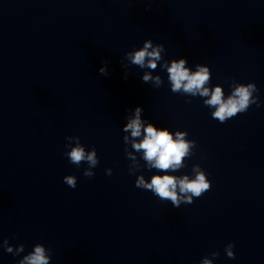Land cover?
<instances>
[{"label": "clouds", "instance_id": "1", "mask_svg": "<svg viewBox=\"0 0 264 264\" xmlns=\"http://www.w3.org/2000/svg\"><path fill=\"white\" fill-rule=\"evenodd\" d=\"M164 52L163 44H154L151 39L145 40L142 47L125 54L124 59L128 61V64L124 67L135 65L141 69H149L143 73L142 81L159 88L163 84L162 77L160 75L153 76L152 71L157 69L160 61H163L160 67L167 71L171 91L203 98L204 105L214 109L211 112L212 118L220 123H225L237 114L246 112L253 104H256L257 107L260 106L258 97L254 95L258 92L254 82L245 84L233 80L230 85L231 92L225 96L224 89L220 84L209 87L211 71L207 65L196 64L195 71H192L186 66L188 64L186 58L172 59L169 62L164 60L162 55ZM99 73L108 75L107 63L100 67ZM124 78L127 79V72H125ZM142 110V107L137 106L134 114L126 117L127 122L123 126L125 154L130 161L129 173L135 174L141 168L137 158V154H140V158L145 162L144 167L149 170L156 169L157 174H153L150 180L145 179L142 174L139 175L135 186L151 191L162 201H170L175 208H179L182 203H193L194 198H200L211 189V181L208 179L207 173L199 164L193 165V175L191 176L170 173L186 167L185 160L193 155L196 141L187 139L186 131L177 130L173 133L166 127L158 128L152 122L145 123L141 119ZM66 140L68 143L65 147L70 150L66 151L64 155L68 158L69 163L76 165L77 168L82 163H86L88 166L84 169L83 175L88 178L93 177L95 175L93 169L99 164L95 147L86 150L78 136H68ZM129 145L131 150H129ZM160 172L164 174L161 175ZM106 174L110 176L112 169H106ZM63 181L73 189L77 185L75 175H67ZM0 247L13 256H20L25 249L23 243L14 246L9 243L8 238L0 241ZM233 249V243H228L225 246L224 251L228 258L235 259ZM217 256H219V252L213 251L210 256L202 258L200 264H214V258ZM50 260L51 250L42 243H37L33 246L32 251L15 261V264H50Z\"/></svg>", "mask_w": 264, "mask_h": 264}]
</instances>
